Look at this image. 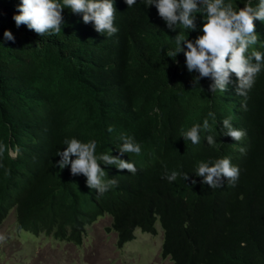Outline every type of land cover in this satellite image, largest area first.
Wrapping results in <instances>:
<instances>
[{
    "label": "trees",
    "instance_id": "obj_1",
    "mask_svg": "<svg viewBox=\"0 0 264 264\" xmlns=\"http://www.w3.org/2000/svg\"><path fill=\"white\" fill-rule=\"evenodd\" d=\"M232 2L238 8L258 4ZM20 3L0 0V146L5 149L0 222L14 208L19 230L79 245L85 227L109 214L106 230L116 232L122 247L135 228L155 234L159 220L160 255L172 264H264V70L246 100L235 94L234 85L212 95L207 78L192 86L197 73L187 71L183 53L178 64L166 55L177 33L154 5L137 0L128 7L125 0H114L118 32L111 37L65 8L60 33L41 37L26 25L16 26ZM196 15L202 28L203 17ZM254 23L258 43L250 51L264 52V22ZM5 30L15 42L5 41ZM202 34L190 31L188 38ZM205 118L214 145L207 144L205 131L199 144L181 137V129ZM225 118L246 131L241 141L222 136ZM122 134L141 145L140 155L120 157L137 172L101 164L105 179L118 181L103 195L87 187L83 174L72 176L70 165L59 168L56 153L67 147L66 138L95 140L97 155L116 156ZM223 157L240 170L235 185L226 178L221 188L202 184L195 175L198 163ZM165 170L188 173L190 179L178 176L170 183Z\"/></svg>",
    "mask_w": 264,
    "mask_h": 264
},
{
    "label": "clouds",
    "instance_id": "obj_2",
    "mask_svg": "<svg viewBox=\"0 0 264 264\" xmlns=\"http://www.w3.org/2000/svg\"><path fill=\"white\" fill-rule=\"evenodd\" d=\"M125 2L128 7L137 4V0ZM141 3L146 7L154 5L166 27L177 33L174 37L175 46L167 50L166 55L178 64L176 58L183 53L187 71L190 74L197 73L192 77L193 87L200 86V81L207 78L211 81L208 92L212 95L217 91L226 93L229 85H234L235 94L246 100L258 74L264 70V52L250 51L251 46L258 43L254 21L264 22V0H258L255 7L250 2H245L242 8L234 6L232 0H141ZM65 8L72 13L82 14L83 23H93L98 33L111 37L118 32V28L114 26V0H21L18 5L19 14L14 15L13 19L17 27L26 25L41 37H51L61 31L64 24L62 12ZM197 13L203 17L202 28L197 25ZM184 30H188L187 37ZM190 31H202L203 34L189 39ZM4 39L15 42V37L9 30L4 31ZM232 74L236 77L235 81L231 78ZM241 106L247 110L246 103ZM208 116L215 120V113L209 112ZM112 131L113 128L109 127L108 132ZM202 131L210 133L206 136V141L209 146L214 145L215 135L207 118L202 124H194L187 130L181 129V137L190 140L193 145L199 144ZM220 131L222 136L231 137L237 142L247 134L245 130L235 129L229 118L223 119ZM119 139L122 141L118 148L120 155L114 156L108 153L97 155L95 140L85 143L75 137L66 138L63 144L67 147L56 153L60 157L57 164L61 169L70 165L72 176L83 174L87 187L103 195L116 186L118 181L105 179L106 171L101 164L126 169L132 174L137 172L134 163L120 157L125 153L140 155L141 145L127 135L122 134ZM4 150L0 146V154ZM240 151L243 154L246 150L241 148ZM239 172V168L228 157H223L214 162H199L195 175L203 178L202 184L216 189L223 187L225 178L234 186ZM178 176H182L184 181L190 179L188 173H169L167 170L163 178L171 183ZM191 183L194 185L197 181L192 179ZM5 240V235L0 234V242Z\"/></svg>",
    "mask_w": 264,
    "mask_h": 264
},
{
    "label": "rangeland",
    "instance_id": "obj_3",
    "mask_svg": "<svg viewBox=\"0 0 264 264\" xmlns=\"http://www.w3.org/2000/svg\"><path fill=\"white\" fill-rule=\"evenodd\" d=\"M111 216L104 214L85 227L81 244L54 238L50 234H31L16 227V211L10 209L0 222V264H172L160 255L163 230L159 220L156 233L135 228L134 238L117 246V234L107 231Z\"/></svg>",
    "mask_w": 264,
    "mask_h": 264
}]
</instances>
